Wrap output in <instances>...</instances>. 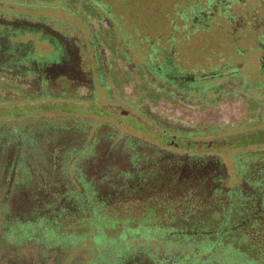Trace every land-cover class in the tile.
I'll return each mask as SVG.
<instances>
[{
	"label": "flooded vegetation",
	"instance_id": "obj_1",
	"mask_svg": "<svg viewBox=\"0 0 264 264\" xmlns=\"http://www.w3.org/2000/svg\"><path fill=\"white\" fill-rule=\"evenodd\" d=\"M147 1L0 0V80L21 97L131 127L134 134H123L107 121L94 129L91 120L74 119L40 128L70 141L83 136L81 150L90 159L103 145L100 174L110 166L131 176L128 187H159L158 195L143 193L146 199L194 208L243 195L264 204V193L253 188L264 187V0L252 8L241 0L195 3L176 12L173 29L166 4ZM236 8L241 15L231 13ZM216 13L230 25L233 44L242 40L238 29L253 33L257 70L230 71L232 63H251L242 48L192 45L191 38L210 31ZM257 138L258 144H242ZM253 154L258 158L244 171L242 160Z\"/></svg>",
	"mask_w": 264,
	"mask_h": 264
},
{
	"label": "trees",
	"instance_id": "obj_2",
	"mask_svg": "<svg viewBox=\"0 0 264 264\" xmlns=\"http://www.w3.org/2000/svg\"><path fill=\"white\" fill-rule=\"evenodd\" d=\"M16 90L0 80V104L18 97ZM22 134L17 129L6 134L0 132L3 139L1 149L6 152L14 145L17 149L12 177L8 181L11 191L6 194L14 198V207L3 204L0 212L3 217L0 264H60L66 258L62 241L55 242L53 247L49 242L40 244L39 238L33 236L34 225L45 218L49 219L46 227L57 230L64 239L70 234L79 237L89 231L96 234L100 230L109 236L134 232L141 242L145 241L143 247L147 250L142 249L131 256L128 264H230L228 260L233 256L241 258L242 264H264V204L256 196L247 199L238 195L233 202L219 201L217 205H195L194 208L168 204L166 198L159 196L146 199L143 193L158 195L159 187H128L127 180L131 176L119 174L110 166V172L101 175L103 160L98 155L103 152V145L93 148L96 156L90 159L81 150L83 136L77 134L57 149L60 152L56 165L59 174L54 181L47 174L43 179L39 177V169L54 171L51 160L52 163L46 167L39 164L35 173L27 170L30 181L21 187L25 169L20 168V162L24 155L30 153V147L19 143L23 140ZM28 141L32 149L37 148L35 139ZM242 144H258V138ZM106 146L109 153L116 152L113 145ZM134 149L130 146L124 151L130 153ZM256 157L253 154L251 158L249 155L242 160V169L245 171L249 161L256 160ZM39 159L42 161L41 156ZM26 160L28 168L29 157ZM73 169L77 172L71 171ZM149 177L157 179L156 173ZM34 180L39 186L37 190L31 187ZM120 181H124L126 186L118 187ZM253 188L264 193V187ZM26 248L32 258L26 259L20 252ZM78 248H89V255L79 254L75 264H94L95 253L90 251V244L80 247L74 244L73 249Z\"/></svg>",
	"mask_w": 264,
	"mask_h": 264
},
{
	"label": "rangeland",
	"instance_id": "obj_3",
	"mask_svg": "<svg viewBox=\"0 0 264 264\" xmlns=\"http://www.w3.org/2000/svg\"><path fill=\"white\" fill-rule=\"evenodd\" d=\"M205 1L206 0H148L147 2H145V5L151 7L156 4L159 6L166 4V15H168L166 16V18L168 19L169 24L173 29L175 25L174 23H176V26L179 24V22H175V19L179 18L178 14L180 12L195 3L204 5ZM244 1L247 2L248 7L252 8L254 6L259 5L260 1L262 0H241L239 2L240 4H243ZM176 12H178V14ZM231 13H234V15L236 16L241 15L240 10H237V8L234 9ZM213 19L214 20H212V22L210 21V31L203 32L202 36L191 38L192 45L197 44L203 47L219 46L223 47V50L225 51L230 49V46L232 45L242 48L243 50H245L246 55L250 54V56H252L251 63L249 64L247 63V61L240 65L232 63V69L229 68L230 71L236 70V67L238 68V71H240V73L242 74L254 72L255 70H257V67L259 66V53L257 52V50L254 49V46L256 44L253 41V39H255L252 36L253 33H243L241 29H238L237 36L240 37V39L242 40L233 44L234 41L232 40H234V36L230 25L224 23L220 13H216ZM181 34L184 35L185 33ZM243 39L245 41H243ZM187 55L188 54H186V56ZM8 87H10V85H8ZM47 102L51 101H47V99L45 98L31 99L21 97V95L19 94L18 97L12 98L8 102L0 104V132L6 134L9 133V131H15V129H17L18 131L23 133L21 136H24L23 140L21 139L19 143L22 142L21 145H24L25 147H30L28 148V150H30V153H28V156L24 155V157L21 159L22 162H20V168L25 169L24 180L21 183V187L25 186V184L30 181L28 178H30L31 176L26 172L27 170L35 173L39 169V164L43 163L45 167L46 164H51V153L53 152V150L59 148L60 146H63V144H66V142H70V138L68 136H58V134L56 135L55 133L48 135L49 133L44 132L46 128H44V130H41L40 127L46 126L47 128H56L62 124L65 125L67 123H70V121H74V119H77L78 121H82V119H85L84 121L87 122L91 120V125L94 129L99 123H104V121L118 125V122H116L112 118H104V116L97 115L95 113H87L85 111H76L74 113H71L68 108L69 106H64L61 108V104L54 105ZM117 113L118 115L122 116L121 114H119V112ZM118 126L120 127L121 132L123 134L135 133L132 128L129 127L126 123H122V125ZM136 135L142 136V134L138 133H136ZM27 139H33V141L35 139L34 143L36 142L37 148L35 147L34 149H32V146H30L29 141ZM2 141L3 139L1 140L0 138V146L2 144ZM16 150V146L14 145L11 148H8L6 150V153L4 152L5 150L1 149L0 147V212L3 204H8L11 208L14 207V198H12V196L7 197L6 194L8 193V191L10 194L11 191V189H9L8 187V181L12 177L11 170L15 159L14 154L15 152H17ZM39 156H41L42 161L39 159ZM28 157L29 161L27 168L26 158ZM39 170H41L39 176L41 179L44 178L43 175L47 174L46 176L52 181H54L57 177L56 175L59 174V170L53 171L50 170V168H44ZM31 187H33L34 190L38 189L39 186L37 180L33 181ZM36 192L37 191H34V194H36ZM2 218L3 217L0 213V228ZM47 222H49V219H40L37 224H35L33 227V236L39 238L38 242L40 244H46V242H49L52 246L55 242L58 241H62V243L65 244L64 250L66 252V258L63 259L60 264H75L79 254H85L86 257L89 255V248H87L86 250L85 248L73 249L74 244L76 245V247H80L81 245L83 246L84 244L89 243L90 251L95 253L94 264H128V261L131 256L137 254L142 249H144L145 251L147 250L143 247V243H145V241L141 242L140 237L134 232H130L128 234H120L118 236H109L106 233L100 232V230L96 232V234H91V232L89 231L83 233L79 237L74 236V234H70L66 239H64L57 234V230H51L47 228ZM54 246L55 245H53V247ZM28 251H30L28 250V248H26L25 251L23 249L20 251L26 259L32 258L31 253ZM99 251L100 253H96ZM36 253L37 252H34V255ZM228 263L242 264L241 258L239 259V257L235 256H233L231 260H228Z\"/></svg>",
	"mask_w": 264,
	"mask_h": 264
}]
</instances>
